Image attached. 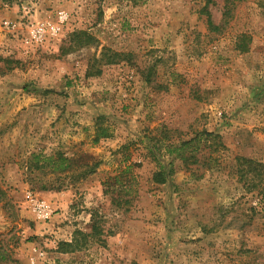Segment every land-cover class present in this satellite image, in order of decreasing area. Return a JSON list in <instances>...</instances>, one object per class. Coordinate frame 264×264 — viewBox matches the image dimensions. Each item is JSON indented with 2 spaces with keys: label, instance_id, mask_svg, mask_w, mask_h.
Returning a JSON list of instances; mask_svg holds the SVG:
<instances>
[{
  "label": "rangeland",
  "instance_id": "374dc122",
  "mask_svg": "<svg viewBox=\"0 0 264 264\" xmlns=\"http://www.w3.org/2000/svg\"><path fill=\"white\" fill-rule=\"evenodd\" d=\"M238 157L264 165V0H0V264H264Z\"/></svg>",
  "mask_w": 264,
  "mask_h": 264
},
{
  "label": "trees",
  "instance_id": "16d2710c",
  "mask_svg": "<svg viewBox=\"0 0 264 264\" xmlns=\"http://www.w3.org/2000/svg\"><path fill=\"white\" fill-rule=\"evenodd\" d=\"M207 22L209 25V28H211L212 30H216L219 29V25L216 24L211 16L210 13H208L207 15ZM82 32V31H80ZM86 36V43L90 42V40L94 39L93 36L89 33H84ZM77 35V34H76ZM84 42H78V44H83ZM242 50L245 51L247 50L246 46L242 47ZM122 54V53H121ZM120 52H115L113 50L107 49L105 52H103V57L102 59H105V61L107 63H115L117 60L120 59L121 57ZM100 71V70H98ZM102 118V117H100ZM213 135L212 132H207V131H203L200 132L199 134H197L194 137L189 138L188 140H184L181 144V149H184V151L186 150V148H195L197 151L199 150V145H200V137L203 135ZM111 135V131L110 128L107 126H104L102 123L97 125L96 128V136L94 141L98 142L99 139L101 137H107ZM191 157H193V162H198L199 158L197 157L196 153H194L192 151L191 153ZM51 157L47 158L50 159ZM69 159L66 157H62L59 156L58 159H52L51 161L53 163H56L57 166L56 167H67L69 164L67 163ZM238 160L240 161L239 163V168H238V177L240 179V181L243 182L244 186L248 188L249 191H252L258 187H260V185L263 183V176H264V170H263V163L252 159V158H247V157H238ZM157 175L160 176V181L164 182L166 181L167 175H166V171L163 170V168H161V170H159L157 172ZM94 231H98L99 227L98 225L95 223L94 226ZM83 236V240L82 239H78V235ZM88 234L85 232H82L80 230L77 231L76 235L74 236L72 241H61L59 243V249L61 251H75V250H79L81 247H83L85 245V238ZM1 254V253H0ZM4 255L1 254V258H3Z\"/></svg>",
  "mask_w": 264,
  "mask_h": 264
},
{
  "label": "built area",
  "instance_id": "2783aa9c",
  "mask_svg": "<svg viewBox=\"0 0 264 264\" xmlns=\"http://www.w3.org/2000/svg\"><path fill=\"white\" fill-rule=\"evenodd\" d=\"M68 19V14L61 11L58 14L57 21H38L28 26L27 40L35 42H43L48 36H55L61 32L63 25ZM5 26L15 30H19L20 24L11 20L5 21ZM34 210L40 217L47 218L49 216L48 204L45 201L34 202Z\"/></svg>",
  "mask_w": 264,
  "mask_h": 264
}]
</instances>
